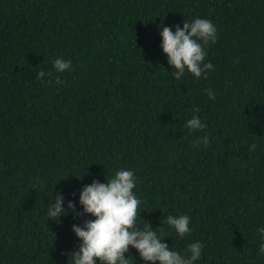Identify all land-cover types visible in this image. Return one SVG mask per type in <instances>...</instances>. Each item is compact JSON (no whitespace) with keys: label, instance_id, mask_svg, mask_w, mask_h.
<instances>
[{"label":"trees","instance_id":"16d2710c","mask_svg":"<svg viewBox=\"0 0 264 264\" xmlns=\"http://www.w3.org/2000/svg\"><path fill=\"white\" fill-rule=\"evenodd\" d=\"M196 18L217 27L213 69L176 80L159 26ZM56 58L71 68L55 72ZM194 114L206 128L189 134ZM121 168L136 177L137 227L169 250L199 241L194 264H264V0H0V264H72V225L94 217L57 223L48 208L59 194L82 212V188Z\"/></svg>","mask_w":264,"mask_h":264},{"label":"clouds","instance_id":"9594fccd","mask_svg":"<svg viewBox=\"0 0 264 264\" xmlns=\"http://www.w3.org/2000/svg\"><path fill=\"white\" fill-rule=\"evenodd\" d=\"M160 37L163 54L167 57V63L176 71L174 77L180 80L187 71L195 78H200L213 69L210 62H205L206 46L217 41V27L204 18H196L191 22L185 21L183 26L160 25ZM71 61L56 58L52 67L57 73H62L71 68ZM49 77L53 72H48ZM37 79L44 80L45 72L36 74ZM51 83V80L48 81ZM57 84L61 83L57 77ZM210 99L215 98L213 90H206ZM193 113L199 109L193 106ZM189 134L202 131L206 125L201 122L197 115H193L184 125ZM208 137L192 141L193 146L200 143L208 144ZM257 148L255 143L250 145V151ZM82 177V176H81ZM80 177V178H81ZM78 178V180L80 179ZM136 177L132 170L119 169L115 174L101 183L93 181L85 185L79 193V204L82 212H76V205L69 200L67 208L63 207L64 197L57 194L54 203L50 205L47 216L59 223V217L74 214V218L82 215L94 217L83 221L82 225H72V232L79 239L78 250L71 251L72 264H130L129 248H134L141 260L148 264H194L201 257L204 245L197 241L187 246L184 254L169 250L168 245L163 243L155 230L145 222V227H137V218L140 217L141 200L134 193ZM166 224L175 230L179 237H184L191 232L190 217L187 215H168ZM261 234L259 252L264 254V228L257 229Z\"/></svg>","mask_w":264,"mask_h":264}]
</instances>
